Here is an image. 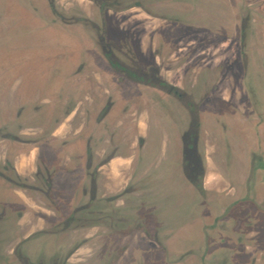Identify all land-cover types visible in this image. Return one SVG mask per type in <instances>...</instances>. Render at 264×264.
<instances>
[{
    "label": "flooded vegetation",
    "instance_id": "obj_1",
    "mask_svg": "<svg viewBox=\"0 0 264 264\" xmlns=\"http://www.w3.org/2000/svg\"><path fill=\"white\" fill-rule=\"evenodd\" d=\"M81 1L89 57L0 87V264H264V0Z\"/></svg>",
    "mask_w": 264,
    "mask_h": 264
},
{
    "label": "rangeland",
    "instance_id": "obj_2",
    "mask_svg": "<svg viewBox=\"0 0 264 264\" xmlns=\"http://www.w3.org/2000/svg\"><path fill=\"white\" fill-rule=\"evenodd\" d=\"M45 1L0 0L1 89L6 86L7 90H10L12 84L17 79L22 78L23 75L31 74L32 69L34 70L32 74H36L39 77L58 75L60 73H58L57 67L53 63L57 60H62L66 63L65 72L69 73L80 59L89 57L91 47L81 38L79 32L75 33L74 28L77 26L73 24V28H69L68 30V28L60 27L57 23H52L48 11L47 15L45 12ZM56 4L63 11L69 10V14L78 12L84 6L85 11L90 17L92 16V6L85 4L81 0H56ZM127 15L121 14L117 16L112 14L111 17H118L122 20ZM44 49L47 50V56L43 54ZM93 70L94 67L87 66L84 74L80 76L92 74ZM2 76L4 77L2 78ZM90 76V78H93V75ZM260 93L264 97L263 88L260 90ZM232 136L238 138L236 135ZM238 141L245 142V140L240 139ZM180 200L182 201L181 205L170 209L176 218L175 228L180 229L181 236L185 235L187 230L193 231V234L198 236V234H201L199 233V225L194 224L195 222L193 221L203 217L201 210L210 205L211 211L207 212L206 216V221L210 222L209 220L214 215H219L222 209H225L231 199L218 206H214L213 202L209 205L201 203L197 197L191 194L182 195ZM235 210L233 209L232 213H235ZM225 218L230 219V216H226ZM204 219L201 220L204 221ZM196 223L198 222L196 221ZM183 225L187 226L185 231L182 227ZM189 245L190 243L188 244V242L180 243L181 248H186ZM240 254H242L241 251Z\"/></svg>",
    "mask_w": 264,
    "mask_h": 264
},
{
    "label": "crops",
    "instance_id": "obj_3",
    "mask_svg": "<svg viewBox=\"0 0 264 264\" xmlns=\"http://www.w3.org/2000/svg\"><path fill=\"white\" fill-rule=\"evenodd\" d=\"M62 127H60L59 130H61ZM32 160H33V156L32 154H30L27 157H22V159L20 160V164L17 166V169L21 172L25 171L28 172L31 170V165H32Z\"/></svg>",
    "mask_w": 264,
    "mask_h": 264
}]
</instances>
